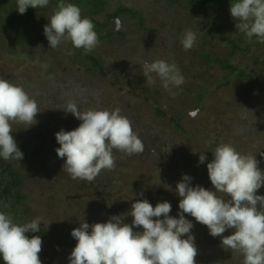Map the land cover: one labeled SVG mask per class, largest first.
I'll return each mask as SVG.
<instances>
[{"label": "rangeland", "instance_id": "1", "mask_svg": "<svg viewBox=\"0 0 264 264\" xmlns=\"http://www.w3.org/2000/svg\"><path fill=\"white\" fill-rule=\"evenodd\" d=\"M118 2L115 1L113 7ZM186 2L175 0L172 6H165L162 0H157L152 6L158 14L147 15V23L142 28L137 27L133 19L127 21L125 27L116 20L113 26L116 29L120 26L125 39L99 40L93 49V54L106 59L110 64L109 70H113V74L109 71L105 78L84 73L64 61V55L70 51V42L64 41L57 48L49 47L40 28L48 23L53 9H47L39 16L31 12L34 31L25 33L30 38L25 43L15 42L11 28L8 31L6 26H0V78L22 86L36 100L40 112L35 117L37 123L30 128L47 139L46 142H36V153L40 156H34L17 145L21 151H28H22L21 160L28 178L22 190L29 195L30 215L31 218H43L46 232L38 254L42 264H68V257L76 244L70 235L71 230L84 221L91 225L103 223L112 216H122L123 223L131 224L132 217L126 214H130L131 205L137 200L147 199L153 206L167 201L172 206L169 215L176 217L180 197L175 193V185L183 175L192 178V185L214 190L206 164L213 159L212 152L219 143H230L238 152L255 156L258 167L264 171V88H256L246 78L239 80L218 64L208 63L205 57H200L206 52L224 56L227 43L220 32H213L205 40L200 38L202 42L196 39L190 50L183 48L180 41L185 31L199 30L191 22L207 23V9L192 5L188 9L183 8L182 4ZM161 13L171 18L165 27L157 26L162 22ZM172 19L178 25L171 26ZM156 27L158 31L154 30ZM253 43L251 40L247 52L238 50L231 59L237 64L256 63L258 75L262 76L264 49L254 47ZM21 52L26 54V58L18 56ZM117 59L120 61L115 67L112 62ZM156 59L178 67L184 76V83L179 88L169 92L161 87L158 79L153 85L146 83L142 74L143 62ZM51 63L57 64L46 70ZM121 77L126 82L120 80ZM139 80L150 90L159 88L165 97V101L159 99L161 106L167 113L173 111V117H181V130H175L165 118L155 113L153 99L146 102L143 91L136 87L135 81ZM217 83L224 87L217 88ZM68 84L74 94L67 96ZM81 87L93 93L84 104L78 99ZM200 88L203 90V109H197L193 100L194 94L202 93ZM62 96H65L64 100ZM69 100L75 102L80 111L119 108L141 139L143 152L129 156L114 150V169L102 170L92 181L72 178L62 169L64 161L56 155L55 149L59 145L54 136L61 127L69 131L81 123L71 113L61 110ZM175 100L180 101L176 109L167 106ZM47 101H51L50 105ZM22 127L28 125L12 122L10 135L15 141L24 138ZM51 127L50 133L48 129ZM202 153L207 158L203 164L198 163ZM15 161L18 163L19 160ZM80 182L85 183L86 188L72 192ZM260 189L261 192L257 190L256 194L264 195V186ZM96 191L99 195L95 194ZM217 195L228 198L224 193ZM184 215L193 222L191 234L197 248L196 264H243L241 253L221 246L220 236H211L205 225L188 214ZM48 223L51 224L47 226ZM141 230L134 228V231ZM232 231L228 229L222 235L228 236Z\"/></svg>", "mask_w": 264, "mask_h": 264}, {"label": "clouds", "instance_id": "2", "mask_svg": "<svg viewBox=\"0 0 264 264\" xmlns=\"http://www.w3.org/2000/svg\"><path fill=\"white\" fill-rule=\"evenodd\" d=\"M49 2L15 0V8L24 14L29 7L44 8ZM229 12L238 31L249 40L255 37L264 43V0H230ZM43 32L51 48L68 41L74 48L88 53L99 43L92 21L67 0H59ZM196 39V32L187 30L180 42L185 50H190ZM142 74L148 85L158 79L161 87L169 92L184 83L178 67L162 59L144 61ZM61 110L81 121L73 130L60 129L54 134L59 145L56 155L63 159L62 169L72 178L92 181L102 170L114 169V150L129 156L144 150L130 120L119 108L80 111L69 100ZM39 112L36 100L22 86L0 78V159L20 161L23 158L10 135L11 124L33 126ZM212 154L206 170L214 190L192 185V178L185 174L175 185V193L180 197L176 217L169 215L172 207L169 202L153 206L147 199H141L133 202L130 214H126L132 217L131 224L123 223L122 216L91 225L84 221L71 230L76 244L68 264H196L197 248L191 234L193 222L184 214L205 225L211 236H220L221 246L241 253L243 264H264V195L256 194L264 186V171L258 167L255 156L238 152L230 143L217 144ZM206 159L202 153L198 163L203 164ZM217 193H224L228 198ZM42 221V217H36L17 224L8 213L0 211L3 264H42L38 255L41 237L26 235L40 232ZM137 227L142 230L134 231ZM228 229L232 233L223 236Z\"/></svg>", "mask_w": 264, "mask_h": 264}, {"label": "trees", "instance_id": "3", "mask_svg": "<svg viewBox=\"0 0 264 264\" xmlns=\"http://www.w3.org/2000/svg\"><path fill=\"white\" fill-rule=\"evenodd\" d=\"M117 2V0H67V2L74 3L81 10V15L89 18L93 25L94 30L97 33L98 40H114V37H117L123 41L125 39V35L123 31L120 29V26L125 27L127 21L133 19L137 27H143L146 22L145 17L148 15L151 16L157 15L158 12L152 6L157 0H118L115 7H113V3ZM175 0H162V3L165 6H172ZM188 2L182 4L183 8L188 9L189 6H199L207 9V23H199L191 22L192 25L198 26L199 30H194L197 34V40L202 42L200 38L203 40L207 39V36H211L213 32H220V34L226 39L227 48L224 56H221L216 53L206 52L205 54H201L200 57H205L208 63H216L220 66L221 69H225L229 71V74L235 75L237 79H247L249 82L255 86L256 88H264V74L262 76L258 75L259 68L256 66V63H236L235 60H232L234 55L238 52V50L247 52L250 47V41L254 40L252 44L254 47H259L264 49V43L259 42L255 37L251 40L246 38V36L238 31L235 28L236 21L233 17H231L229 12L230 0H187ZM59 0H50L48 6L44 8L33 9L29 7L24 14H19L15 8V0H0V26H6L11 28L14 32L15 39L14 41H23L22 43L27 42L30 38L25 35L27 31L33 32L34 26H32V18L31 12H34L35 15L44 12L47 9H56ZM148 11V14H147ZM156 11V12H155ZM38 15V16H39ZM170 17L166 13H161L162 22L157 24V26L165 27L166 23H168V19ZM171 19V18H170ZM118 20L120 22L119 29L113 26L115 21ZM151 20V18H150ZM173 21L170 23L171 26L178 25L177 21L172 19ZM192 21V20H190ZM117 22V21H116ZM45 26V25H44ZM42 26L40 29H44ZM201 28V29H200ZM154 30L158 31L159 29L156 27ZM198 32H201L198 35ZM46 38V37H45ZM69 53L64 55V61L70 66H75L78 69H82L84 73L98 75V77L105 78L107 77V72H109L110 64L106 62V59L100 58L97 55H94V50L92 49L90 52L85 53V51L81 49H76L69 45ZM24 52V51H23ZM23 54V55H22ZM18 56L22 58H26L25 53H20ZM120 59L112 62V65L117 67ZM57 63H51L46 70L53 67ZM64 65V64H63ZM66 66V65H64ZM67 67H65L66 70ZM64 70V67H63ZM113 74V70L110 71ZM116 76L118 73H115ZM124 77H121L120 80H123ZM128 78V77H125ZM126 82V80L124 81ZM136 87L143 91L144 99L146 102L149 99H153V109L155 113L163 117L167 120V122L177 131L181 130V126L179 123L180 116L177 118L173 117V111H169L167 113L166 110L160 104L159 99H163L165 101V97H163L162 93L159 91V88L155 90H150L144 82L135 81ZM217 88H223L224 85L221 83L216 84ZM201 89V88H200ZM202 90V89H201ZM67 96L69 94H74L71 86L67 85ZM60 93V92H59ZM92 91L88 88L81 87L78 94V99L82 104L86 102L92 96ZM67 100L69 97H67ZM203 90L202 93H196L193 95V100H195L196 108L198 109L203 107ZM65 96H62L64 100ZM183 95L180 97L182 100ZM65 98V99H66ZM51 101H47V104L50 105ZM180 104L179 100L171 101L167 106H173L174 109ZM195 108V110H196ZM61 114V112H60ZM22 124V123H19ZM234 125V123H231ZM65 126V124H64ZM63 127H61L62 129ZM50 133L52 132V127L48 129ZM47 130V134L49 131ZM22 132L24 134V138L20 137V139H16L15 141L17 145L21 148H26L32 155L36 156V142H46V137H41L37 130H33L30 127H22ZM49 137V141H51ZM24 152H28L26 150H22ZM40 156V154H37ZM264 163V161H263ZM45 165V164H43ZM46 166V165H45ZM25 167L22 164V160L16 163L14 159L4 160L0 159V211H4L8 213L14 223L24 224L30 222L34 218H31L30 210L28 204L29 195L27 192L22 190L24 187L26 178L25 177ZM102 172V171H101ZM137 186V182L135 183ZM86 184L80 182L75 188H72V192H79L84 190ZM99 187H103V185H99ZM258 192H261V189H258ZM96 195H99L98 191L95 192ZM72 196V193L70 194ZM111 206L115 207L113 203H110ZM29 237L32 235H38L43 239L46 236L45 228L41 225L40 232L37 233H27ZM243 260V259H242ZM0 264H3L0 261Z\"/></svg>", "mask_w": 264, "mask_h": 264}]
</instances>
